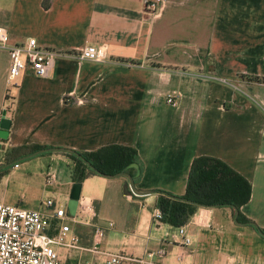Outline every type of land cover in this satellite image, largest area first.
<instances>
[{
  "label": "crops",
  "instance_id": "1",
  "mask_svg": "<svg viewBox=\"0 0 264 264\" xmlns=\"http://www.w3.org/2000/svg\"><path fill=\"white\" fill-rule=\"evenodd\" d=\"M0 24L11 43L32 36L61 52L48 75L25 68L8 80L10 55L0 48V121L9 119L0 155L17 145H132L142 163L136 187L154 190L136 194L125 189L127 176L92 169L80 181L79 220L70 222L83 244L93 243V224L112 221L104 248L142 256L163 245L159 264H264V82L240 75H264V0H164L155 14L145 0H0ZM84 44L106 45L108 58H76ZM65 152L4 167L0 200L39 208L52 197L66 206L74 160ZM198 154L222 158L250 181L238 208L250 220L237 221L227 204H200L180 225L153 216L160 191L184 192ZM80 199L92 204L85 214Z\"/></svg>",
  "mask_w": 264,
  "mask_h": 264
},
{
  "label": "built area",
  "instance_id": "2",
  "mask_svg": "<svg viewBox=\"0 0 264 264\" xmlns=\"http://www.w3.org/2000/svg\"><path fill=\"white\" fill-rule=\"evenodd\" d=\"M164 0H145V9L153 14L162 7ZM0 48L10 55L7 79L11 80L20 71L29 68L31 73L46 76L51 71L57 55L61 52L55 48L40 45L35 37L29 36L25 41L11 43L9 31L0 24ZM78 59L103 61L108 58V49L104 44H84L74 54ZM166 101L176 103V96L166 95ZM19 163L14 162L17 166ZM52 176L48 174L47 180ZM79 199V198H78ZM80 212L85 214L92 209L87 199H80ZM77 210L70 213L65 206L57 205L56 200L47 197L42 200L39 208L23 207L19 204L6 203L0 200V264H159L154 256H161L165 247L148 250L145 255H134L124 250H110L101 245L106 228L112 226L93 224V243L85 245L78 233L74 232L70 222L79 220ZM205 213L201 212V215ZM159 207L153 216L161 218ZM181 242L190 244L192 239L184 226H179ZM77 248L90 252L88 256L64 259L59 248Z\"/></svg>",
  "mask_w": 264,
  "mask_h": 264
},
{
  "label": "trees",
  "instance_id": "3",
  "mask_svg": "<svg viewBox=\"0 0 264 264\" xmlns=\"http://www.w3.org/2000/svg\"><path fill=\"white\" fill-rule=\"evenodd\" d=\"M253 81L264 82V75L240 74ZM3 139V138H2ZM43 147L42 145H17L6 150V160L18 157ZM102 173H116L122 170L130 172L135 180L142 170L137 150L127 144H106L93 150H77ZM74 160L71 177L80 182L93 170L86 162L72 152H65ZM5 168H2L4 170ZM125 189L130 190L127 179ZM251 193L250 181L230 166L222 158L210 154H198L192 159L185 190L182 194L160 191L157 206L161 209V218L174 225L184 223L200 204H227L240 208ZM184 197V198H182ZM239 221L250 220L241 211ZM264 231V228H261Z\"/></svg>",
  "mask_w": 264,
  "mask_h": 264
},
{
  "label": "water",
  "instance_id": "4",
  "mask_svg": "<svg viewBox=\"0 0 264 264\" xmlns=\"http://www.w3.org/2000/svg\"><path fill=\"white\" fill-rule=\"evenodd\" d=\"M8 126H9V119L2 117L1 121H0V137H6ZM46 150H63V151L72 152V153L76 154L77 156H79L80 158H82L91 169H93L97 172H100L92 163H90V161L85 159L84 156L80 152H78L76 149L71 148V147H64V146L40 147L38 149H35L29 153H26V154L18 157L17 159L9 160V161H6L5 163H2L0 165V168H4L6 166L13 164L17 160L36 155V154L43 152V151H46ZM100 173H102V172H100ZM102 174L108 175V176H117V175L127 176L128 180H129L130 189L132 190V192H134L136 194H147V193H151L154 191L153 189L139 190L136 187L135 180H134L132 174L126 170H122V171H119L116 173H110V174H108V173H102ZM79 195H80V182H78V181L73 182L71 189H70V193H69V199H68L67 205H66L67 209L70 213L75 212L77 204H78ZM182 198H184V197H182ZM204 206H208V205H204ZM233 207L235 209V215L238 216V207H236V206H233ZM202 213H207V212H206V210H203ZM237 221H238V219H237ZM258 230L260 231V233L264 234V231L261 228H258Z\"/></svg>",
  "mask_w": 264,
  "mask_h": 264
},
{
  "label": "rangeland",
  "instance_id": "5",
  "mask_svg": "<svg viewBox=\"0 0 264 264\" xmlns=\"http://www.w3.org/2000/svg\"><path fill=\"white\" fill-rule=\"evenodd\" d=\"M6 152H3L1 155H0V164L1 163H3L5 160H6ZM42 155H45V154H36V155H33V156H30V157H32V159L34 160V161H37L38 159H42ZM28 157H26V158H22V159H20V160H18L19 162H22V161H25V159H27ZM23 166H25V162H23V164H22ZM7 168H10V165L9 166H7ZM7 168H5V169H7ZM0 171H3L2 170V168L0 169ZM66 207V206H65Z\"/></svg>",
  "mask_w": 264,
  "mask_h": 264
}]
</instances>
